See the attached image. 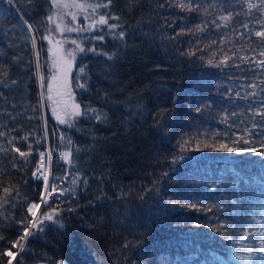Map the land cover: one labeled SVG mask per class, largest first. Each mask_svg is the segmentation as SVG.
Wrapping results in <instances>:
<instances>
[{
    "label": "trees",
    "instance_id": "1",
    "mask_svg": "<svg viewBox=\"0 0 264 264\" xmlns=\"http://www.w3.org/2000/svg\"><path fill=\"white\" fill-rule=\"evenodd\" d=\"M60 3L69 7L0 0V253H15L13 262L0 254V264H264V236L256 235L264 232V120L254 115L264 68L251 62L264 60L255 36L264 31V0H112L96 12L71 5L107 0ZM101 14L119 17L109 19L119 27L89 28ZM57 24L88 30L61 34ZM44 36L64 50L72 40L95 48L77 51L51 100L59 46ZM59 104L87 114L62 124ZM48 144L71 147L68 168L53 161L66 193L42 207L40 230L21 240L19 221L31 220L28 205L42 192L34 169ZM29 145L26 159L14 151ZM249 250L252 259L242 260Z\"/></svg>",
    "mask_w": 264,
    "mask_h": 264
},
{
    "label": "snow or ice",
    "instance_id": "2",
    "mask_svg": "<svg viewBox=\"0 0 264 264\" xmlns=\"http://www.w3.org/2000/svg\"><path fill=\"white\" fill-rule=\"evenodd\" d=\"M50 2L57 9L69 7V5H67V4H61L60 0H50ZM7 3L10 6H12V5L18 3V0H7ZM111 4H112V0H107V3H105L103 5H101V4H73L71 6L77 8V9H82L84 11H87V9L91 8L93 12H96V10L101 8V7H103V8L110 7ZM180 7L184 8L185 10H192V8L189 5L181 4ZM248 7L254 8V7H256V5L249 3ZM68 15H71L73 21L76 20V18H77L76 15L73 13H68ZM86 18H88V17H86ZM47 19L49 21H52L53 17L48 16ZM109 19H119V17H111V16L106 15V14L99 15L98 19H96L95 17H92V22L90 23L89 28L95 29L99 26H104V25H107L109 29H115V28L119 27V25H116V24H109ZM221 19L222 20H228L229 17L222 16ZM21 23H22V26L26 27V30H28V31L32 30V25L28 24L27 21L22 20ZM56 30L60 31L61 34H63L64 32L87 31L88 29L70 27V26H62V24H57ZM101 30H103V29L101 28ZM197 30H202V29L198 28ZM119 35L121 37H124L125 33L123 31H121L119 33ZM255 36L261 38V42L264 43V31L255 32ZM41 39H47L50 44L55 43L58 46L60 45V41H53L51 36H44V37H41ZM94 39L103 40L104 37H103V35H98V36L94 37ZM71 44L75 46L71 50H64V49H62V46L57 47L54 52H53V49H51V48L49 49L50 52H53L52 62H51V73L52 74L48 77L49 81H61L62 80L66 84L67 83L68 69L72 66V61L75 60L77 51L81 52V53H83L85 51H95V48L85 49V47H83L81 44H78L76 40H72ZM33 45L35 46L34 35H33ZM259 55L264 57V51H261L259 53ZM230 59H231V57H229L228 55H225L224 58L222 60H220L219 63L220 64H227V61ZM243 60H244V62L247 63L249 60H251V58L245 57V58H243ZM251 62L258 64V66H260L261 68H264V60H259V61L252 60ZM208 63L212 64L213 61L209 60ZM84 71H85L84 67H81L79 69L80 73H84ZM58 73H59V75H57ZM3 75L5 76V80L0 81V83H5L7 81V73H4ZM44 79H45V77L42 75L41 80L43 81ZM12 83H15V81H12ZM261 83H264V81H262ZM85 86L86 85H84V84H78L77 85V87H80V88H84ZM46 87H47V92L49 93L48 100H51L52 99L51 93L53 91V85L51 82H49ZM249 87L255 89L258 87V85L257 84H250ZM262 91H264V89H262ZM236 95L239 96V93H237ZM248 95L255 97L257 95V93L252 92V93H249ZM243 98L247 99L248 96L246 95ZM261 103H262V107L260 109H257L256 112L254 113V115H259L261 117V119L264 120V100H262ZM89 111H95V110L89 109ZM198 111H199V109H198ZM64 113H65L66 117H73V118L87 114V112H84L80 109V105H78V104L74 105L72 108L65 107ZM53 114L54 115L56 114V108L55 107H53ZM57 118L60 119L59 116ZM97 118H99V116H97ZM68 122H69L68 119H60V123H62V124H67ZM0 135H3V133H0ZM23 139L27 140L28 137L25 136V137H23ZM242 142L244 144L250 143V141L248 139H243V138H242ZM9 143H12V141L10 140ZM234 143H236V141H234ZM262 146H264V145H262ZM221 147L225 148L227 151H230V152L233 151V148L228 147L226 144H222ZM238 150L243 152V151H248L249 149L240 148ZM3 151H6V149H3ZM14 151L19 153L20 157H23L26 159L27 156L30 155L31 146L29 145V152H22L20 150V148H18V147H14ZM251 151L258 152V150L255 148L251 149ZM258 154L261 156H264V152H258ZM70 155H71V153H67V152L61 153V156H64V157H68ZM40 156H41V159L43 160L44 154L41 153ZM37 171H39V168L37 169ZM34 175H35V173H34ZM43 179H44V188H45V191L47 192L48 188H49L48 176L45 175L43 177ZM72 183L75 184L76 181L73 180ZM4 191H5V193H7L9 190L7 188H5ZM51 192L52 193L58 192V188L56 185L51 186ZM59 194L63 195V190H59ZM42 203H47V201L42 198L40 203H31L30 206L28 207V211L30 213H32L34 216L35 213L33 210L39 208ZM190 206L195 207V205H190ZM44 218L47 220H52V215L50 213H45ZM19 223L26 224L24 231H23V235L20 237L21 240L25 239L30 234L31 228H36V229L40 230L39 224L34 223L31 220L26 221V220L22 219L21 221H19ZM247 234L248 233H245V235H247ZM256 235L264 236V232L256 233ZM228 238L231 239V237H228ZM0 239H3V237H0ZM18 243H19V240L13 242V246H15ZM21 251H23V246H21ZM259 251L261 253H264V241H261V247L259 248ZM0 254H6L9 257H11L13 255L11 251H7L6 253H0ZM241 259L242 260L243 259H249V260L252 259L251 250H249L248 256H246V257L242 256ZM9 264H11V261H9ZM58 264H65V262L63 260H60L58 262Z\"/></svg>",
    "mask_w": 264,
    "mask_h": 264
},
{
    "label": "rangeland",
    "instance_id": "3",
    "mask_svg": "<svg viewBox=\"0 0 264 264\" xmlns=\"http://www.w3.org/2000/svg\"><path fill=\"white\" fill-rule=\"evenodd\" d=\"M89 24H90V21H89ZM98 28V27H97ZM97 28H95V29H93V28H91L92 30H96ZM51 46H52V48H55L56 47V44L55 43H53V44H51ZM54 50V49H53ZM55 51V50H54ZM72 69H73V62H72V66L68 69V74H70L71 73V71H72ZM57 75H59V73L57 74ZM62 82V80L61 81H51V83H52V85H53V88H56L57 89V86L60 84ZM59 103L60 104H62V102H61V100L59 99ZM60 104L58 105V106H56L57 108H58V110L60 109H62V107L60 106ZM59 110V112H58V116L60 117V118H64L65 117V113H64V111H60ZM62 150V153H69V151H68V149L67 148H62L61 149ZM41 158V157H40ZM44 158L48 161V158H49V156L47 157V156H45L44 155ZM50 158H51V156H50ZM60 160L61 159H63V160H65V162H69L70 161V158L68 159V157H64V156H61V153L59 154V157H58ZM66 168H68L67 166H66ZM60 182H55V184H56V186H57V188L58 189H61V190H63V188H61L62 186L59 184ZM50 186H52V184L50 183ZM31 215L33 216V214L31 213ZM39 215V214H38ZM33 218H35V215L33 216Z\"/></svg>",
    "mask_w": 264,
    "mask_h": 264
},
{
    "label": "built area",
    "instance_id": "4",
    "mask_svg": "<svg viewBox=\"0 0 264 264\" xmlns=\"http://www.w3.org/2000/svg\"><path fill=\"white\" fill-rule=\"evenodd\" d=\"M47 152H48V154L50 155L49 151H47ZM38 168H39V171H37ZM49 174H50V169H47V168L45 167V163H44V161L41 160V161L38 163L37 167H36V176H37V178H39V179H43V177H44L45 175L49 176Z\"/></svg>",
    "mask_w": 264,
    "mask_h": 264
},
{
    "label": "bare ground",
    "instance_id": "5",
    "mask_svg": "<svg viewBox=\"0 0 264 264\" xmlns=\"http://www.w3.org/2000/svg\"><path fill=\"white\" fill-rule=\"evenodd\" d=\"M57 193H54V194H52V192H51V187L49 186V188H48V191L46 192L45 191V188H44V186H43V183H42V192H41V195L44 197V200H47V199H51L52 198V196H54V195H56ZM58 197H53L52 198V200H56ZM33 203H35V202H33ZM34 211V213L35 214H37L38 212H39V208H37V209H34L33 210ZM15 258H13V257H11V261L13 262V260H14Z\"/></svg>",
    "mask_w": 264,
    "mask_h": 264
},
{
    "label": "water",
    "instance_id": "6",
    "mask_svg": "<svg viewBox=\"0 0 264 264\" xmlns=\"http://www.w3.org/2000/svg\"><path fill=\"white\" fill-rule=\"evenodd\" d=\"M36 223L38 224L39 223V220L38 221H36ZM12 254L14 255V253L12 252ZM13 255H12V257H13ZM64 262H65V264H67L68 262L66 261V260H63Z\"/></svg>",
    "mask_w": 264,
    "mask_h": 264
}]
</instances>
